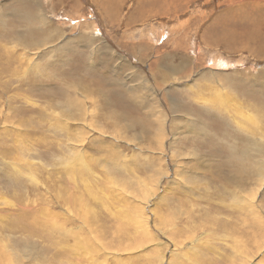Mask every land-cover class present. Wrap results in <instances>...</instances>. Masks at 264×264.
<instances>
[{
    "label": "rangeland",
    "instance_id": "rangeland-1",
    "mask_svg": "<svg viewBox=\"0 0 264 264\" xmlns=\"http://www.w3.org/2000/svg\"><path fill=\"white\" fill-rule=\"evenodd\" d=\"M262 116L264 0H0V264H264Z\"/></svg>",
    "mask_w": 264,
    "mask_h": 264
},
{
    "label": "bare ground",
    "instance_id": "bare-ground-1",
    "mask_svg": "<svg viewBox=\"0 0 264 264\" xmlns=\"http://www.w3.org/2000/svg\"><path fill=\"white\" fill-rule=\"evenodd\" d=\"M143 7H145V6H143ZM143 9L144 8H142V10ZM220 35H221V38L224 40V42H226V40L229 39V37L231 36L229 33L224 34V29L219 31L218 36H220ZM231 43H232L231 41H227V43H225V45L230 46ZM74 103L76 106H78L76 104V102H74ZM250 128H252V129L250 130ZM241 132L246 134L245 142H247V146L249 144L251 145V142H253V145L255 148V152H254L255 156L251 155L252 152H250V150L244 151V153L242 155V161L243 160L247 161L249 159V160H253V162L255 161L254 162L255 164H253L251 167H245L242 164H240L239 162L233 161L232 167L235 166V169L238 171V174L243 176L246 179L248 186H251L254 189L253 196L255 198L256 193L258 192L260 187L263 186V184H264V117L263 116L261 117V125L260 126H255V127L252 126V127L247 128V129H243ZM234 146H236V145H233V148H234ZM234 152L235 151H233V153ZM234 176H236V175H234ZM236 178H237V176L234 178V182L232 184V189L228 188V193L230 195V200H231L229 207L236 209L238 214L241 213V214L247 215L246 219L249 218V215H251L252 217H256L258 220V221H256V223L258 225V222H259L258 209H260L263 213H264V210L262 209V207L260 205H258L259 204L258 202H252L251 200H249L248 195H249L250 191L253 189L250 188L251 189L250 190L249 188H247V186L246 187L242 186L240 180L236 179ZM33 221H34L33 225L35 224V222L37 223L35 218L33 219ZM173 227H174V229H176V226L173 225ZM92 238L93 239H90L88 237L86 239L85 254L87 256L91 252L90 249H94L95 250V256L97 258H91V260L96 261L99 258L98 255L101 252H104L105 254H107V253L104 251L100 239H98L96 237H92ZM259 239H260V241L258 242V244L256 246V247H258V251L262 249V245L260 244V242H262V238H259ZM245 248H246V243L243 242L242 248L239 250L240 255H248V252ZM102 258H105V257L103 256ZM247 259L248 258L242 259V264H246ZM19 264H22V263H19ZM230 264H233L232 259L230 260Z\"/></svg>",
    "mask_w": 264,
    "mask_h": 264
}]
</instances>
